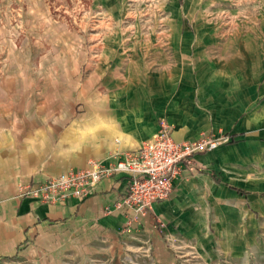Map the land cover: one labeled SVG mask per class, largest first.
<instances>
[{
    "label": "crops",
    "instance_id": "crops-1",
    "mask_svg": "<svg viewBox=\"0 0 264 264\" xmlns=\"http://www.w3.org/2000/svg\"><path fill=\"white\" fill-rule=\"evenodd\" d=\"M14 1L28 10L13 16L11 24L49 22L39 10L47 0ZM10 3L0 0V10ZM21 34L35 39L34 47L10 43ZM67 36L62 25L0 33V260L185 264L214 257L216 236L239 231L242 219L251 218L256 199L243 195L230 171L239 174L247 153L262 151L264 84L255 75L223 87L196 83L178 61L146 49L125 65H120L123 56L117 58L108 72L110 43L90 57L84 46L77 58L62 44ZM47 37L56 40L47 46ZM104 78L105 98L93 89ZM113 82L118 86L112 88ZM161 118L178 142L203 134H223L231 141L196 154L195 167L183 170L170 195L145 214L134 218L119 205L128 183L121 174L103 177L82 199L49 204L19 195L26 185L85 168L90 160L108 164L115 155L135 151L158 131ZM165 234L179 238V244L174 240L179 250Z\"/></svg>",
    "mask_w": 264,
    "mask_h": 264
},
{
    "label": "rangeland",
    "instance_id": "rangeland-1",
    "mask_svg": "<svg viewBox=\"0 0 264 264\" xmlns=\"http://www.w3.org/2000/svg\"><path fill=\"white\" fill-rule=\"evenodd\" d=\"M10 1V6L0 10V19L5 22H0V33L22 29L29 33L62 25L68 33L66 43L62 44H68L69 52L77 58L84 52V46L89 57L97 55V50L107 48L109 43L113 46V55L109 57L111 51L106 52L109 58L113 57L106 66L108 72L117 58L123 56L120 65H125L135 52L145 53L146 49L150 55L160 51L167 60L178 61L183 74L190 73L196 83L223 87L231 82H241L246 75L250 79L255 75V79L264 84V0H47L46 11L39 10L47 15L49 22L43 19V22L21 24L16 21L11 24L9 20L25 14L28 8L17 7L14 0ZM10 39L8 42L19 48L29 46L31 49L36 42L30 35L27 38L22 34ZM54 40L45 38V45H52ZM130 45L134 47H126ZM2 55L0 52V64L4 59ZM29 57L36 60L34 55ZM119 67L116 74L120 72ZM120 83L129 86L128 79L122 78ZM93 84V89L99 90L105 98L108 85L105 78ZM116 84L112 88L118 86ZM259 144L262 151L248 152L251 156L238 164L239 174L230 171L239 179L238 188L243 195L256 199L250 204L251 218L242 219L239 231L216 236L214 257H194L185 264H264V137ZM176 239L178 241L173 240L179 244V238ZM183 254L179 252V258H183ZM87 262L80 261L79 264H99ZM0 264L46 263L16 261L8 257L0 260ZM56 264L78 263L60 260Z\"/></svg>",
    "mask_w": 264,
    "mask_h": 264
},
{
    "label": "built area",
    "instance_id": "built-area-1",
    "mask_svg": "<svg viewBox=\"0 0 264 264\" xmlns=\"http://www.w3.org/2000/svg\"><path fill=\"white\" fill-rule=\"evenodd\" d=\"M171 126L159 119V129L135 150L123 156H114L108 164L90 160L82 169H70L22 187L19 195L53 204L71 198L82 199L94 191L103 177L121 174L127 177V189L119 205L143 215L155 201L167 198L172 191V182L183 170L195 167L194 157L228 143L227 136L203 134L197 139L175 141ZM165 241L177 249L175 241L165 234Z\"/></svg>",
    "mask_w": 264,
    "mask_h": 264
},
{
    "label": "trees",
    "instance_id": "trees-1",
    "mask_svg": "<svg viewBox=\"0 0 264 264\" xmlns=\"http://www.w3.org/2000/svg\"><path fill=\"white\" fill-rule=\"evenodd\" d=\"M240 192V191H239Z\"/></svg>",
    "mask_w": 264,
    "mask_h": 264
}]
</instances>
